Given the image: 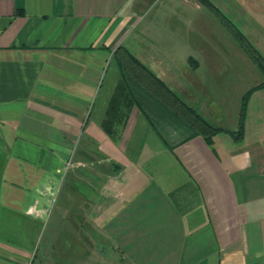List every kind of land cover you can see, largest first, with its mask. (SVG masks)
Here are the masks:
<instances>
[{
    "label": "crops",
    "instance_id": "0c3cea01",
    "mask_svg": "<svg viewBox=\"0 0 264 264\" xmlns=\"http://www.w3.org/2000/svg\"><path fill=\"white\" fill-rule=\"evenodd\" d=\"M188 1L0 0V264H264V115L235 139L152 50ZM135 60L221 131L195 134Z\"/></svg>",
    "mask_w": 264,
    "mask_h": 264
},
{
    "label": "rangeland",
    "instance_id": "374dc122",
    "mask_svg": "<svg viewBox=\"0 0 264 264\" xmlns=\"http://www.w3.org/2000/svg\"><path fill=\"white\" fill-rule=\"evenodd\" d=\"M207 1L210 4L189 0L184 5L187 15L172 11L166 20H159L152 50L165 65L171 62L168 55H176L192 72L190 76L165 72V83L182 87L180 95L199 106L202 113L209 102H215L224 126L239 130L245 119L264 115V88H259L264 75L254 60L257 55L241 45L233 30H238L264 61V0ZM246 7L254 9L259 21H253ZM92 159L99 162L96 154Z\"/></svg>",
    "mask_w": 264,
    "mask_h": 264
},
{
    "label": "trees",
    "instance_id": "16d2710c",
    "mask_svg": "<svg viewBox=\"0 0 264 264\" xmlns=\"http://www.w3.org/2000/svg\"><path fill=\"white\" fill-rule=\"evenodd\" d=\"M200 1L208 2L207 0ZM222 18L225 20L224 16H222ZM233 33L238 37L241 45L246 50H248V52L257 55L256 57H254V60L259 66L262 74L264 75L263 59L258 55L257 51L249 45V43L245 38H243L238 30L234 29ZM137 66L141 70V73L133 74L131 75V77L141 87L151 92L154 97H156L169 110H171L176 116H178L183 122H185V124H187L191 128V130L195 132V134H198L205 138L206 141H209L214 134L221 131L219 128L209 124L193 108L186 106L172 91H170L166 87V85L160 79L149 73L140 63L137 62ZM259 88H264V82L259 86ZM242 129L243 128L241 122V128L234 134L235 139H240V137L242 136Z\"/></svg>",
    "mask_w": 264,
    "mask_h": 264
}]
</instances>
